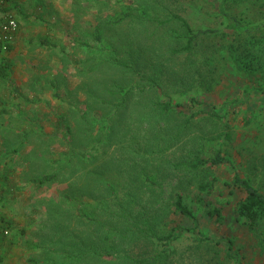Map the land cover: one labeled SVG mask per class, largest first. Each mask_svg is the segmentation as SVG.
I'll list each match as a JSON object with an SVG mask.
<instances>
[{"label": "rangeland", "instance_id": "374dc122", "mask_svg": "<svg viewBox=\"0 0 264 264\" xmlns=\"http://www.w3.org/2000/svg\"><path fill=\"white\" fill-rule=\"evenodd\" d=\"M4 1L16 10L6 15L21 25L5 60L30 101L0 80V218L10 230L0 264H61L79 250L72 264H110L87 248L99 245L100 230L121 229V214L149 237L175 236L170 258L158 264H264V239L237 211L245 193L232 187L236 170L264 193V27L235 33L222 14L259 25L264 0ZM177 17L195 33H216L182 51L186 33ZM45 35L64 51L33 42ZM130 58L148 73L163 72L158 85L144 79L146 92L139 97L133 88L130 103L117 110L119 96L116 103L108 90L123 75L135 76L130 84L142 81L122 66ZM161 101L176 107L177 128L153 140L146 132L152 118L135 134L138 104L150 113ZM216 151L231 163L189 166ZM54 173L52 183L32 181ZM209 183L212 189H202ZM176 194L195 220L175 213ZM145 241L136 240L132 253Z\"/></svg>", "mask_w": 264, "mask_h": 264}, {"label": "trees", "instance_id": "16d2710c", "mask_svg": "<svg viewBox=\"0 0 264 264\" xmlns=\"http://www.w3.org/2000/svg\"><path fill=\"white\" fill-rule=\"evenodd\" d=\"M222 14L226 18V27L233 30L235 33L250 34L253 32H258L264 27V23L259 25H251L245 23L241 19L236 18L235 16H232L231 14L225 12L224 9H222ZM177 19L181 22L183 29L185 30L186 33V43L184 46H182V51H191L192 42L201 35H209L216 33L215 30L212 29H203L195 33L186 20L179 17H177ZM33 42H36L41 48L48 51H52V52L64 51V49L56 41H54L53 38L49 35H45L41 38H35ZM12 48L13 47L11 46L10 51L12 50ZM130 59L126 63L122 64V66L129 67V65H131V67H129V71L131 70L133 73L135 72L140 73L141 74L140 79H142V81L141 82L137 81L130 84V82H128L127 80L135 76L129 78L126 72L124 74L127 75L122 76L123 80L119 82L120 84H115L114 86L115 90H108L110 96L117 97L115 100L116 103L118 102L119 99L121 101L120 103L119 102L117 104L115 103L118 106L117 110L120 108V106H126L128 102L130 103V99L134 95V89L137 90L139 97L146 92L145 88H143L144 79L149 84L158 85V78L160 77V75H162L163 72V68L161 67L158 72L152 71L151 73H148L147 66L144 63H142L140 59H133V60ZM186 76L188 77V75ZM0 80L7 81L12 86V92L15 93L18 97H21L24 101L27 102L30 101V99L24 96L23 93L18 88L14 87V83L10 78V64L5 59L0 61ZM126 87H128L129 89H127V92L122 93L120 96V89L122 91H125ZM53 95L56 98L60 99V96L55 90ZM0 103H2L1 99H0ZM103 103L106 105L109 104V102H107L106 100H103ZM151 108L152 110H150V113H147L146 109H149V106L138 104L137 111L139 113L138 115H136V120L138 121L139 131H137L135 134L139 133L141 137L143 130H141L142 128L140 124H145L147 123L146 121L150 122L152 118L155 122V127L154 125H151V127L148 130H146V132L150 134V137L153 140H156L155 136L168 135L171 133V131L175 129V127L177 128L178 124L176 123V116H175L176 107L172 105L170 101L155 102L152 104ZM210 115L215 116L217 114L213 112L210 113ZM109 133L112 136V132ZM142 148H143L142 142L140 141V143L137 145L135 153L139 155L141 150H143ZM87 154H89L91 157L94 156L93 153L92 154L87 153ZM224 162L231 163V160L225 155H223L221 151H216L210 157L203 159L197 158L196 161L190 164L189 166L192 169H196L202 166H216ZM146 177L147 179L150 180L151 183H155V181L151 179L149 176ZM56 178H57V174L54 173V174L45 175L41 178L33 179L32 181L34 183L39 184V186H43L45 184L52 183ZM232 181H233L232 182L233 188L241 189L245 193L244 199L239 203L237 209L238 213L242 217L247 219L250 227L256 230L255 232L258 234L257 236L264 239V193L261 192V190L257 188L255 185H253L249 179L240 176V174H238L236 170L234 172V177ZM212 187L213 185L209 183L203 185L202 189L207 190V189H212ZM111 191H115V189L112 188ZM126 195H129V193H126ZM127 207L128 206L126 204H121L122 209L126 210ZM172 207L174 208L175 213L182 214L187 218H191L195 220L194 213L185 204L182 195L176 194L174 196ZM104 208H105V212H108L109 209L108 206H105ZM110 213L116 215L114 211H110ZM80 217L83 218L87 216L85 213H82ZM121 217L125 222L123 223L121 229H118L117 227H113L112 230V228L108 227L107 231L100 230V235L98 236V238L100 239L99 245L98 244L89 245L87 248L90 255L99 259L108 258L109 259L108 262L112 261L110 264H115L116 260L119 261V264H158V262H162L163 260L166 261L167 259L170 258L171 256L170 243L175 238V236H173L172 233H170L167 236H158L156 234H153L154 231L152 227H150L151 225H148L147 228L150 231L149 234H153L151 238L147 236L144 229L141 230L137 228V226H135L133 221L124 220L123 214H121ZM134 227L136 228L135 230ZM136 240L137 241L146 240L147 242L146 241L144 242L145 245L141 247L137 253H132L136 247ZM82 255H83V250H79V252H77V254L75 255H67L64 258L65 259L64 262L61 264H72L73 261H79Z\"/></svg>", "mask_w": 264, "mask_h": 264}, {"label": "built area", "instance_id": "2783aa9c", "mask_svg": "<svg viewBox=\"0 0 264 264\" xmlns=\"http://www.w3.org/2000/svg\"><path fill=\"white\" fill-rule=\"evenodd\" d=\"M19 29V23L14 17L0 20V57L9 53ZM0 218V246L10 237V230L3 225Z\"/></svg>", "mask_w": 264, "mask_h": 264}, {"label": "crops", "instance_id": "0c3cea01", "mask_svg": "<svg viewBox=\"0 0 264 264\" xmlns=\"http://www.w3.org/2000/svg\"><path fill=\"white\" fill-rule=\"evenodd\" d=\"M12 1V0H11ZM6 2L4 1V0H0V20H4V19H6V18H8V17H14V15H12V14H9V15H6V14H8V13H12L15 9H14V6H12V5H10L9 3H7L6 5ZM15 5V4H14ZM16 11V10H15ZM15 18V17H14ZM17 21H18V23H19V29H18V32H17V34H16V36H15V39H14V42H13V44H12V47H14L15 46V44H16V42H17V40H19V37H20V35H21V25H20V21L17 19V17L15 18ZM11 51H13V48H12V50ZM10 51V52H11ZM9 52V53H10ZM9 53H7V54H5L4 56H3V59H5V57L9 54Z\"/></svg>", "mask_w": 264, "mask_h": 264}]
</instances>
